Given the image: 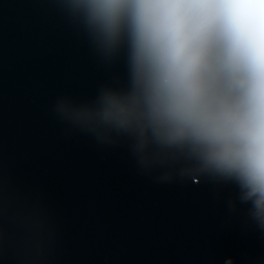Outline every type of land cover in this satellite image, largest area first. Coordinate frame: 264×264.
Segmentation results:
<instances>
[{"label": "water", "instance_id": "water-1", "mask_svg": "<svg viewBox=\"0 0 264 264\" xmlns=\"http://www.w3.org/2000/svg\"><path fill=\"white\" fill-rule=\"evenodd\" d=\"M59 0H0V264H264L240 190L82 113L127 90Z\"/></svg>", "mask_w": 264, "mask_h": 264}, {"label": "clouds", "instance_id": "clouds-1", "mask_svg": "<svg viewBox=\"0 0 264 264\" xmlns=\"http://www.w3.org/2000/svg\"><path fill=\"white\" fill-rule=\"evenodd\" d=\"M59 2L107 49L127 47V90L82 114L235 183L264 229V0Z\"/></svg>", "mask_w": 264, "mask_h": 264}]
</instances>
